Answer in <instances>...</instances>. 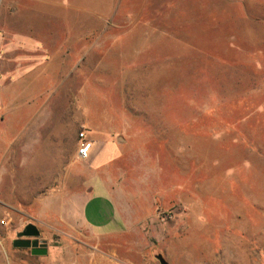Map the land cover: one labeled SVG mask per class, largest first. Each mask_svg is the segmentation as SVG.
Returning <instances> with one entry per match:
<instances>
[{
	"label": "rangeland",
	"instance_id": "obj_1",
	"mask_svg": "<svg viewBox=\"0 0 264 264\" xmlns=\"http://www.w3.org/2000/svg\"><path fill=\"white\" fill-rule=\"evenodd\" d=\"M0 56H44L43 83L69 87V128L85 131L83 100L117 137L111 189L126 229L100 239L101 262L253 264L203 250L264 246V0H0ZM74 149L70 174L85 179ZM38 228L6 243L65 240Z\"/></svg>",
	"mask_w": 264,
	"mask_h": 264
},
{
	"label": "crops",
	"instance_id": "obj_2",
	"mask_svg": "<svg viewBox=\"0 0 264 264\" xmlns=\"http://www.w3.org/2000/svg\"><path fill=\"white\" fill-rule=\"evenodd\" d=\"M21 36L23 43L35 42L30 32ZM39 57L44 56H0V264H108L100 261V239L126 229L111 189V170L121 154L117 137L96 128L80 100L75 110L86 128L81 131L83 139L91 143L84 159L89 168L85 179L70 174L67 143L70 140L73 149L76 143L78 158L81 139L75 125L69 128V87L61 81L43 83L48 70ZM28 224L65 240L50 243L44 238L45 254L6 243ZM83 226L95 243H84ZM244 235L258 238L259 231ZM206 247L203 251L210 253H249L253 264H264V246L257 239L232 247L224 242Z\"/></svg>",
	"mask_w": 264,
	"mask_h": 264
},
{
	"label": "water",
	"instance_id": "obj_3",
	"mask_svg": "<svg viewBox=\"0 0 264 264\" xmlns=\"http://www.w3.org/2000/svg\"><path fill=\"white\" fill-rule=\"evenodd\" d=\"M18 235L36 236L38 231L32 224L25 226V229ZM14 246L30 247L32 254H45L46 253V242L44 240L39 241L37 238L34 239H22L17 238L13 240ZM158 260L160 264H167L164 258L159 255Z\"/></svg>",
	"mask_w": 264,
	"mask_h": 264
},
{
	"label": "built area",
	"instance_id": "obj_4",
	"mask_svg": "<svg viewBox=\"0 0 264 264\" xmlns=\"http://www.w3.org/2000/svg\"><path fill=\"white\" fill-rule=\"evenodd\" d=\"M79 138L81 139L79 146L77 148V156L79 159L84 160L88 157L89 155V151H90V147H91V143L84 138V133L80 132L78 134Z\"/></svg>",
	"mask_w": 264,
	"mask_h": 264
},
{
	"label": "flooded vegetation",
	"instance_id": "obj_5",
	"mask_svg": "<svg viewBox=\"0 0 264 264\" xmlns=\"http://www.w3.org/2000/svg\"><path fill=\"white\" fill-rule=\"evenodd\" d=\"M27 248H29V249H30V247H27Z\"/></svg>",
	"mask_w": 264,
	"mask_h": 264
}]
</instances>
